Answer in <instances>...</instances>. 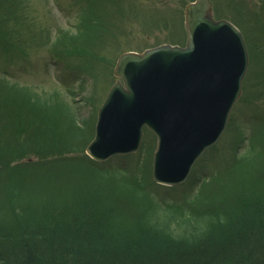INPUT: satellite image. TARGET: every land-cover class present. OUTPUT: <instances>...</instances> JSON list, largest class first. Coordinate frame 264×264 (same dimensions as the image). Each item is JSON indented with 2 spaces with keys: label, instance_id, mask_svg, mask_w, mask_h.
I'll use <instances>...</instances> for the list:
<instances>
[{
  "label": "rangeland",
  "instance_id": "374dc122",
  "mask_svg": "<svg viewBox=\"0 0 264 264\" xmlns=\"http://www.w3.org/2000/svg\"><path fill=\"white\" fill-rule=\"evenodd\" d=\"M84 1L14 0L10 5L9 0H0V121L14 119L18 112L20 117L17 115L13 122L15 128L21 134L33 129L37 133L28 142L40 138L70 145L80 140L85 145L82 153L87 155L85 149L95 134L97 112L117 80L113 70L118 57L126 51L141 53L165 43L184 46V8L192 0H119L121 3H113L112 8L99 0ZM212 1L214 17L229 19L239 27L248 50L242 92L221 138L196 161L186 179L173 186L152 179L157 139L147 129L136 152L114 155L101 162L105 173H113H103L105 185L117 182L112 176L121 179L118 169L134 165L133 173L147 169L153 182H144L140 188L146 198L138 215L141 218L144 213V221L151 224L152 219L153 227L177 238L191 239L216 227L217 222L221 224L216 218L222 215V199L218 201L222 194L231 196L237 191L240 200L250 194L264 196L263 184L251 189L257 184L252 182L255 184L251 188L243 189V185H250L255 172L264 170V155L256 156L264 151V0ZM94 11L98 15H92ZM5 18L8 20L4 22ZM84 48L95 51V57L80 56L79 50ZM66 50H76L78 55L66 56ZM38 108L44 114L43 124L33 117ZM4 131L3 137L11 140V131ZM252 138L256 139L250 146ZM39 151L28 153L22 160L36 161ZM235 154L255 158L234 165L231 161ZM256 158L260 159L255 161ZM222 174L230 177L224 178ZM206 178L209 179L205 183ZM212 179L218 181L217 186L211 185ZM122 182L132 186L123 177ZM205 184L209 189L204 188ZM148 189L151 193L144 191ZM66 193V188L60 190L64 197ZM43 196L47 203L53 202L49 194ZM61 199L59 195L57 201ZM202 205L206 206L205 217L214 207L219 211L215 209V217L198 219ZM229 205L232 202L226 204ZM114 217L122 224L128 219L122 214Z\"/></svg>",
  "mask_w": 264,
  "mask_h": 264
},
{
  "label": "trees",
  "instance_id": "16d2710c",
  "mask_svg": "<svg viewBox=\"0 0 264 264\" xmlns=\"http://www.w3.org/2000/svg\"><path fill=\"white\" fill-rule=\"evenodd\" d=\"M13 1L9 0L10 5ZM118 2L99 0L110 8ZM92 15L98 14L94 11ZM73 39L79 41L76 36ZM66 54L78 55L76 50H66ZM79 55L91 59L95 51L84 48ZM29 108L36 110L32 105ZM17 115L15 112L14 119L0 121V127H5L0 128V264H264V196L250 194L240 200L237 191L231 196L222 194L218 200L222 199V215L216 218L221 224L217 222L216 227L191 239L177 238L153 227L152 219L148 220L151 224L144 221V213L141 218L138 215L146 198L141 190L143 183L153 182L147 169L141 173H133L136 165L118 169L121 179L112 176L117 182L105 185L103 173L107 170L82 153L85 145L80 140L70 145L40 138L28 142L37 133L33 129L21 134L13 123ZM33 117L43 124L44 114L39 108ZM2 129L11 131V140L3 137ZM38 150L36 161L22 160ZM261 152L256 156H263ZM248 158L255 157L235 154L231 162L238 165L236 162ZM232 163L228 164L230 170ZM253 176L255 180L249 179L250 185H243L244 190L255 184L252 182L257 184L251 189L264 185V170ZM122 177L132 186L123 183ZM60 179L63 182L59 183ZM210 183L217 186L218 181L212 179ZM65 188L68 194L64 197L60 190ZM204 188L209 189L208 184ZM144 191L151 193L149 189ZM43 194H49L53 202L44 201ZM59 195L62 199L57 201ZM204 208L202 205L198 219L215 217V211H219L208 205L211 211L205 217ZM116 214L126 216V223L116 220Z\"/></svg>",
  "mask_w": 264,
  "mask_h": 264
},
{
  "label": "water",
  "instance_id": "95a60500",
  "mask_svg": "<svg viewBox=\"0 0 264 264\" xmlns=\"http://www.w3.org/2000/svg\"><path fill=\"white\" fill-rule=\"evenodd\" d=\"M184 26V46L161 44L118 57L113 71L118 79L97 112L86 147L91 158L136 151L145 126L157 138L153 179L175 185L220 138L242 92L245 40L231 21L214 18L211 0L188 2ZM198 29L204 37H196Z\"/></svg>",
  "mask_w": 264,
  "mask_h": 264
},
{
  "label": "bare ground",
  "instance_id": "6f19581e",
  "mask_svg": "<svg viewBox=\"0 0 264 264\" xmlns=\"http://www.w3.org/2000/svg\"><path fill=\"white\" fill-rule=\"evenodd\" d=\"M239 30H240V28H238ZM203 31L204 30H201V29H198V31L196 30L195 32L197 33L196 34V37H200V38H202V37H204V33H203ZM241 31V30H240ZM242 33V32H241ZM196 37H195V39H196Z\"/></svg>",
  "mask_w": 264,
  "mask_h": 264
}]
</instances>
